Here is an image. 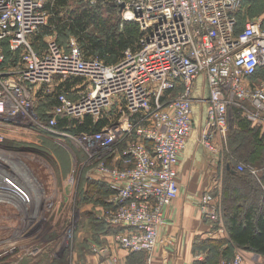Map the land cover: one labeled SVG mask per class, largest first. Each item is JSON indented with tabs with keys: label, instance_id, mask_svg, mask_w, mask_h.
Wrapping results in <instances>:
<instances>
[{
	"label": "built area",
	"instance_id": "2783aa9c",
	"mask_svg": "<svg viewBox=\"0 0 264 264\" xmlns=\"http://www.w3.org/2000/svg\"><path fill=\"white\" fill-rule=\"evenodd\" d=\"M44 1L0 0V122L16 120L82 151L96 180L111 191L100 219L117 228L114 241L129 252L150 254L165 209L180 192L178 167L192 130L193 103L205 105V129L197 141L210 157L219 152L216 141L226 144L232 108L263 123L264 81L253 80L264 67L263 22L239 23L245 0H105L140 30L136 50L127 48L117 62L105 63L84 55L73 37L66 49L54 40L45 49L34 47L32 36L46 24ZM5 50L16 58L9 60ZM71 77L82 82L71 86L72 94L56 93L42 120L38 93H50ZM199 79L207 95L196 99ZM85 116L94 126L102 123L99 129L76 131ZM3 138L0 133V143ZM236 169L258 178L251 165ZM9 197L28 209L34 205L29 190ZM197 209L223 231L222 210L211 192L199 196ZM39 252L8 241L0 246V264H19L23 255ZM241 263L237 249L218 264Z\"/></svg>",
	"mask_w": 264,
	"mask_h": 264
},
{
	"label": "rangeland",
	"instance_id": "374dc122",
	"mask_svg": "<svg viewBox=\"0 0 264 264\" xmlns=\"http://www.w3.org/2000/svg\"><path fill=\"white\" fill-rule=\"evenodd\" d=\"M47 2L48 0L44 1V8ZM103 2V0H71L65 6V12L60 13L61 23L68 21L67 17L70 10L94 6L98 3L101 4V7H109L107 3ZM261 7L263 12L264 0H254L244 4L240 11L242 23L244 24L248 20H260L264 24V14L260 15ZM114 10L117 15H110L112 20L108 24L104 25L101 20H98L91 24L88 29L99 34L103 27L110 28L114 21H118L117 33H123L126 27L132 24L139 28L137 22L124 20L118 8H114ZM45 11L47 15L46 24L38 29L32 36L33 41L31 40L36 49L40 47L45 49L50 40L58 43V35H56L54 27L48 31H43V28L49 24V20L52 18L46 9ZM95 27L96 31L93 30ZM58 40L60 45L66 49L69 38L64 37ZM75 78L79 77H71V79ZM254 80L255 83L264 81V71ZM69 89L70 87L68 88L69 94H72ZM56 92L57 86L55 85V87L50 88L49 94ZM35 106L37 113L39 112L38 109L43 111V107L41 109L38 103ZM49 110L51 109L44 110L38 116L42 120L46 119L50 115ZM262 116L263 123H258L259 121L250 122L261 124L258 127L263 129L264 112H262ZM12 121L16 124L9 123V118L2 123L0 122V133L4 136L0 143V246L6 245L8 241H15L18 244L27 243L40 251L36 256L23 255L19 264H88V260L93 254L90 243L95 242L94 234L98 228L95 220L98 219L97 215L102 216L103 214L99 210L101 205L97 206L99 203L97 204L92 198L102 197L101 191L104 189H107L108 192L111 191L105 183L103 186L98 183L94 174V164L86 160L82 151L80 152L68 142L61 141L58 143L53 137L43 134L39 130L18 127L16 126L19 125L17 121ZM223 151L222 157L225 156V148ZM208 157L212 161L207 165L216 168V172L212 174L211 178H208V183L211 184L209 185L210 188H207L218 196L220 191L218 188L223 184L221 183L222 178H219L220 164L213 161L217 160L216 155ZM233 162L235 166L237 164L251 165L259 173L264 170L239 159H235ZM189 169L194 170L199 175L193 179L197 180L196 185L206 180L205 172L202 171L199 162L197 165L191 164ZM222 177H224L223 174ZM99 184L100 189L97 188V190L100 195H94L91 191L95 187H99ZM232 184H237L236 187L244 186L238 181ZM83 189H85V194L80 193ZM26 190H29L33 196V206L38 208L28 209L24 207V210L19 207L12 208L9 205L12 202L9 193L16 195V193L19 194V191L24 192ZM83 197L85 199H82ZM220 197L221 194L217 201L221 207L222 200ZM16 202L20 203L17 199L12 204L15 206ZM227 202L229 201L223 200L224 204ZM49 205L51 206L49 207ZM76 253H79L77 262L75 261Z\"/></svg>",
	"mask_w": 264,
	"mask_h": 264
},
{
	"label": "trees",
	"instance_id": "16d2710c",
	"mask_svg": "<svg viewBox=\"0 0 264 264\" xmlns=\"http://www.w3.org/2000/svg\"><path fill=\"white\" fill-rule=\"evenodd\" d=\"M69 1L71 0H48L45 9L50 13L52 18L50 17L49 24L43 28V31H48V29L54 27L58 39L64 37L66 39L70 37L75 38L84 55L101 59L105 63H115L121 58L122 52L125 49L130 48L136 50L139 47L138 40L140 31L135 24L127 26L123 33H117L116 31L118 21H114L110 28L103 27V29L99 31V34H95L94 31L88 29L91 24L98 20H101L104 25L108 24L112 20L110 15L113 14L112 16H115L114 14L116 13L114 8H117L107 3L105 0L103 1L107 3L109 7H101V4L98 3L94 6L70 10L67 17L68 21L65 23L62 21L61 23L62 18L60 13L65 12V6H67ZM253 1L254 0H245L241 8L244 4ZM241 8L238 13V21L242 25L243 23L240 19ZM261 14H264V11L262 12V7L260 15ZM93 30L96 31V27ZM58 39L57 42L60 45ZM6 54L9 60L16 58V54L8 51H6ZM263 71L264 67L258 69L253 76V80L256 79L259 74H262ZM81 82L82 80L80 78L68 79L65 82H61L57 86L56 93L59 91H67L70 86H74ZM56 93L49 94L43 93L42 91L38 93V97L40 98L39 101L43 98L47 99L45 103H41L40 105L41 109L43 107V111L48 108L50 109L56 104ZM38 111V114L43 113L40 109H38ZM46 112H44V115H46ZM231 114L232 125L229 127L226 138V153L223 158L224 177L221 191V207L228 238L208 242L207 246L210 248L212 254L200 264H218V256L230 258L234 253V248L264 257V170H262L258 178H256L247 171H237L233 162L235 159H239L264 169V131H261L259 127L253 126L252 123L242 115L240 109L232 108ZM64 122L65 120L63 119L59 120V126H63ZM101 124L102 123H97L94 126L92 118L90 116H85L82 124L77 123L76 131H96ZM235 125L237 128L234 127ZM237 181L244 186L236 187L237 184H232ZM224 183L226 184L224 185ZM104 187L106 188V186ZM84 191L79 192L83 193ZM110 194L111 192L107 190L104 192V195L109 196ZM83 199H85V197H83ZM223 200H228L229 202L224 204ZM107 205L108 204H105V209ZM101 226L104 229L106 228L109 234L117 230V228L107 225L106 227L104 223H101ZM224 245H226V248L223 253L219 252Z\"/></svg>",
	"mask_w": 264,
	"mask_h": 264
},
{
	"label": "crops",
	"instance_id": "0c3cea01",
	"mask_svg": "<svg viewBox=\"0 0 264 264\" xmlns=\"http://www.w3.org/2000/svg\"><path fill=\"white\" fill-rule=\"evenodd\" d=\"M262 69V68H261ZM82 80V79H81ZM80 84V83H79ZM77 85V84H76ZM71 87V86H70ZM195 98H205L207 95V90L205 83L202 79L197 81ZM47 99L43 98L39 102L45 103ZM54 104V103H53ZM52 104V105H53ZM51 105V106H52ZM50 106V107H51ZM54 106V105H53ZM52 106V107H53ZM52 107L50 109H52ZM205 105L201 102L193 103V117H192V130L187 138L185 149L181 155L180 164L178 167V182H179V195L172 202L170 206L165 209V225L161 226L158 230V244L152 253L147 254L144 252L134 253L129 252L125 249H122L113 239L112 234L107 232V229L101 226V223H104L100 216L97 215L98 219L95 220L98 228L94 234V243H90L91 254L88 264H200L206 258L211 256V250L207 246V243L210 241H217L223 238L227 239V231L225 229V224L223 220L222 212V224L221 227L223 231H219L220 226L205 222L197 209V202L199 195L204 191H209L213 197L217 200L222 191V186L218 188V196H216L212 191H210V184L208 183V178L212 177V174L216 172V168L209 167L207 163L211 162V159H208L209 154L198 144L197 138L205 127ZM14 123V122H9ZM16 124V123H14ZM232 125V114L229 127ZM253 126H260L261 124H252ZM18 127H24L22 125H16ZM234 127L237 128L235 125ZM28 129V128H27ZM229 131V129H228ZM264 131V128L261 129ZM14 142L13 140H11ZM1 145V144H0ZM28 145V144H27ZM10 148V147H9ZM216 148L219 149L218 154L216 155L217 160H213L214 163L220 164L219 178H222L223 183V169H224V157H222L223 149H226V145L221 141H216ZM208 159V160H207ZM217 161V162H216ZM197 162L202 167V171L205 172L206 180L202 183L197 184V180H193L195 176L198 175L194 170L191 171L189 166L191 164L197 165ZM197 173V174H196ZM260 174V173H259ZM258 174V176H259ZM199 176V175H198ZM188 180V183L186 181ZM98 183H101L98 181ZM103 186V183H101ZM95 187V186H94ZM209 187V188H207ZM99 187L92 189V193L100 195ZM208 189V190H205ZM85 189H83L84 191ZM107 189L101 191L102 197L92 198L100 206L99 210L104 211V206L107 204L108 196L104 195ZM204 190V191H203ZM79 192V191H78ZM85 193V192H83ZM201 193V194H200ZM83 199V198H82ZM221 199V197H220ZM81 200V199H80ZM15 202V201H14ZM10 202L9 205L13 207H19L21 210H24V205L22 202H16L14 206ZM12 204V205H11ZM32 208H38L37 206H32ZM106 226V225H105ZM107 227V226H106ZM101 247L106 248V252L94 251L95 248L99 249ZM226 245L221 247L219 252L225 250ZM237 252V248H234ZM242 252V263L241 264H259L260 261L264 260L263 257H259L256 254L251 252ZM77 258H79V253H76ZM222 255V254H221ZM149 256V257H148ZM199 257V258H198ZM230 257V258H232ZM223 256H218V262L223 259H230ZM202 259V260H201Z\"/></svg>",
	"mask_w": 264,
	"mask_h": 264
},
{
	"label": "water",
	"instance_id": "95a60500",
	"mask_svg": "<svg viewBox=\"0 0 264 264\" xmlns=\"http://www.w3.org/2000/svg\"><path fill=\"white\" fill-rule=\"evenodd\" d=\"M122 7V6H121Z\"/></svg>",
	"mask_w": 264,
	"mask_h": 264
}]
</instances>
